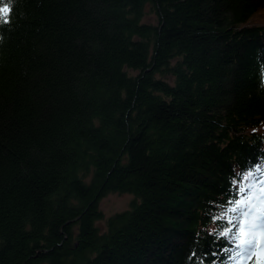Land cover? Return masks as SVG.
I'll list each match as a JSON object with an SVG mask.
<instances>
[{
    "label": "trees",
    "instance_id": "16d2710c",
    "mask_svg": "<svg viewBox=\"0 0 264 264\" xmlns=\"http://www.w3.org/2000/svg\"><path fill=\"white\" fill-rule=\"evenodd\" d=\"M5 4L0 264H264V0Z\"/></svg>",
    "mask_w": 264,
    "mask_h": 264
},
{
    "label": "rangeland",
    "instance_id": "374dc122",
    "mask_svg": "<svg viewBox=\"0 0 264 264\" xmlns=\"http://www.w3.org/2000/svg\"><path fill=\"white\" fill-rule=\"evenodd\" d=\"M135 200V196L132 194H109L107 197H104L100 200V208L103 213H105V219L98 221L97 225H99L102 231L106 230V219L107 217L120 213L121 211L130 209L131 203ZM260 229V228H259ZM261 233L258 236L255 230H251L248 232L247 239L254 240L257 242V245H261L264 248V224L261 225ZM259 232V230H258ZM259 237L258 239L255 237ZM260 246V247H261Z\"/></svg>",
    "mask_w": 264,
    "mask_h": 264
},
{
    "label": "snow or ice",
    "instance_id": "6c2138e0",
    "mask_svg": "<svg viewBox=\"0 0 264 264\" xmlns=\"http://www.w3.org/2000/svg\"><path fill=\"white\" fill-rule=\"evenodd\" d=\"M0 3H3V0H0ZM9 11L10 9L8 8L7 4H5L3 7H0V22H6L5 17Z\"/></svg>",
    "mask_w": 264,
    "mask_h": 264
}]
</instances>
